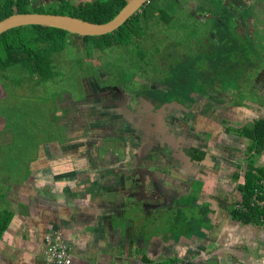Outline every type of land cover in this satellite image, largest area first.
Instances as JSON below:
<instances>
[{
	"label": "crops",
	"instance_id": "0c3cea01",
	"mask_svg": "<svg viewBox=\"0 0 264 264\" xmlns=\"http://www.w3.org/2000/svg\"><path fill=\"white\" fill-rule=\"evenodd\" d=\"M255 88L261 100H238L234 108L236 121L254 113L251 123L264 120V87L256 84ZM123 116L115 114L117 124L112 125L107 117L80 118L73 111L63 112L52 118V125L37 133V144L14 150V158L1 150L0 223H5L6 228L0 235V264H51L45 260L44 252L48 238L56 232H61L69 245L72 264H163L175 258L190 264L201 257L208 258L209 252L216 253L223 264H256V259L264 260V226L234 219L238 209L231 202L241 201L242 192L227 179L237 167L251 160L250 150L234 149L243 154L239 160L209 152L212 133L224 127L225 122L221 118L212 120L215 128L210 133L203 132L209 126L204 121L185 135L178 130L172 132L173 141H183L190 147H197L198 141L206 143V160L201 168L187 158L181 167L209 174L206 178L212 181L205 187L201 185L200 202L210 207L208 213L216 219L215 224L208 221L206 233L217 234L210 246L200 239L169 245L156 237L155 219L161 211L166 212V225L175 217L165 206L156 207L158 195H177L175 201L181 203L192 185L187 178L179 180L174 166H168L169 172H161L152 161L138 163L136 157L141 152L149 153L145 144L142 148H127L124 156L116 135L113 140L101 136L110 132L108 128L120 129L126 120ZM247 153L249 160L245 162ZM252 159L255 168L264 170V149ZM142 229H146V243H139L137 238ZM231 232H237L238 238H228ZM208 260L204 259L203 264H212Z\"/></svg>",
	"mask_w": 264,
	"mask_h": 264
},
{
	"label": "flooded vegetation",
	"instance_id": "af4514ba",
	"mask_svg": "<svg viewBox=\"0 0 264 264\" xmlns=\"http://www.w3.org/2000/svg\"><path fill=\"white\" fill-rule=\"evenodd\" d=\"M98 1L107 3L112 0H0V22L11 16L23 14L20 13L21 11H25V14L58 16L48 10L72 8ZM155 1L157 0H151L138 15H143L145 9ZM197 1L199 2L195 5L190 0H176L177 5H175L177 13L184 11L192 17H186L190 20L191 28L196 31H198L196 27L200 29V33L196 36L198 45L195 49V57L187 58L189 63L181 66L170 60V57L175 58L179 54L178 50L158 48L156 52L146 51L143 45L156 33L150 28L148 38L141 37L142 39L138 41L141 52L148 57L143 58L140 63H135L131 59V63L124 66L125 69L120 68L122 74L119 76L114 75L113 72L109 74L101 64L83 65L82 61L80 63L76 61V66L83 74L81 90H66L65 99L53 104L54 114L73 111L80 118L102 116L107 117L112 125L117 124L114 121L115 114L124 115L126 120L124 124H120V129L108 128L110 132L101 134V136H109L110 140H113V136L116 135L120 139L119 146L124 156L127 148L134 149L136 145L142 148L145 144L148 148L149 153L146 152L148 156L141 152L136 157V161L139 160L138 163L152 161L155 163L153 167L161 172L167 171L168 166H174L180 181L183 178L190 181L187 182L192 187L190 191L188 189L185 192V200L194 202L193 195L195 194L198 200L195 209L188 204L182 207L180 202L175 201L177 195L170 196L171 198L163 193L158 195L156 207L165 206L172 212V217H175L173 222L168 220V225H166V212L163 211L165 213L163 214L161 211L155 219L156 237L160 238V242L169 245L171 243L182 245L186 243V239L193 235L202 236L196 231V226L191 225L192 222L199 224V231L203 227V237H205L200 240L205 241L207 246L214 244L213 240L217 234V231L214 235L206 233L209 230L207 228L208 221L215 224L216 219L208 213L210 207L202 206L200 202L201 188H203L201 185L205 187L212 181L206 178L209 174L206 171L192 173L193 169L189 172L181 167V162L187 158L196 168H201V163L206 160V143L198 141L197 147H190L183 141H173L171 139L172 132L178 130L185 135L197 130V123L204 121L209 126L203 132L210 133L215 128L211 123L212 120L221 118V121H224L226 125L216 128L212 133V147L210 146L209 152L216 154L214 156L217 157L220 155L229 160H239L243 154L234 151V149L241 148L243 151H248L254 144V141L249 137L240 136V129L245 125H249L245 128L252 129V124H255L257 120L251 123L250 119L253 118L254 113L250 118L246 117L243 121H236L234 108L241 98L252 101L261 100L254 93L256 92L255 87L256 84L264 87V61L262 60V54H264V0ZM186 3L188 10L183 9V5ZM208 4L215 6L213 11L216 12H212ZM199 8L205 11L202 16L198 14ZM221 9L223 14L214 15ZM171 17L172 15L169 13L165 19L169 20ZM143 19L146 18L141 17V22ZM176 19L179 20L178 16ZM154 21L157 19H153ZM141 22L139 30L141 27L144 28ZM245 46L247 47L245 48ZM124 51L130 52L129 49H124ZM206 51L204 56H199ZM257 51H259V56L255 55ZM150 53L153 58L149 57ZM62 55L54 56L56 62L52 64V68L57 72L62 71L61 66L63 67V65H67L68 68L73 65V63L67 62L59 63L58 60H61L60 56L62 57ZM160 56H163L164 59ZM186 57L184 56L180 60H186ZM70 71L64 77L74 78V69ZM128 72L134 73V77L125 80L123 74ZM74 91L82 98L77 99L68 95L69 93L74 94ZM160 94L166 95L168 101L162 99ZM262 94L264 100V91ZM74 101L77 103V108L74 106ZM168 102L170 103L166 105ZM80 124L82 123L80 122ZM101 136L98 135L97 138ZM125 136H128V141ZM250 152L253 158L254 152ZM246 157L245 162L249 160L248 153ZM252 158L248 163H245L244 167H237L236 172L232 171L230 176L226 177L232 180L231 184L237 185L239 193L242 192L240 188L245 186V172L254 162ZM197 186H200L198 191L195 190ZM241 195L243 197V194ZM241 202L232 201L231 206L234 205L233 207L238 209ZM190 208H192L191 221H184L182 209ZM165 226L168 227L166 230ZM214 227L217 228L215 225ZM178 235L179 237L184 236L181 241L178 240ZM137 238L139 243H146V229H142ZM195 239L199 238L190 241L196 242ZM204 259H210L212 264H223L214 252H209L208 258L201 257L196 261H190V264H203Z\"/></svg>",
	"mask_w": 264,
	"mask_h": 264
},
{
	"label": "rangeland",
	"instance_id": "374dc122",
	"mask_svg": "<svg viewBox=\"0 0 264 264\" xmlns=\"http://www.w3.org/2000/svg\"><path fill=\"white\" fill-rule=\"evenodd\" d=\"M191 3H197V0H190ZM210 10L212 12L215 10V6H210ZM168 7V6H167ZM185 7V8H184ZM176 6L171 5L169 3L168 11L172 15H177V11L175 10ZM183 9H189L187 3L183 5ZM220 9V8H219ZM48 12H52V14L61 15L66 13L67 10L64 8H56L48 10ZM204 10L199 8V15L202 16L204 14ZM223 14L222 9L219 10L214 15ZM143 26L147 25L146 21L143 19ZM183 25H188V23H183ZM183 25L178 24L177 22H169V21H154L150 27L153 31H156L154 35H152L151 39L147 40L143 47L146 51L156 52L158 48L160 49H173L178 50L179 54L175 56V58L170 57L175 64H180L183 66L185 63H189L187 58L193 59L195 57V49L198 45V41L196 40V36L200 33V29L198 27L196 31L191 27L185 28ZM262 26V25H261ZM148 38V37H147ZM137 42L139 39H142L138 36ZM82 39L76 37L75 35H68V45L67 49L63 53L61 60L58 62L65 64L73 63L69 68L67 65L61 66L62 71L57 72L56 81H51L49 83H43L38 85L35 80L29 74H24L21 76L22 81L17 83L19 79H16L18 73H11V75H7L4 73H0V152L4 149L2 154L10 155L14 158L15 151L18 150L23 145H35L39 139L37 133L43 131L44 128L48 125H52L51 121L53 117H58V113L54 115V107L53 104L58 101H63L65 96L67 95V91H73L76 89L81 90V79L83 78V74L80 72L78 66H76V61L79 63L82 61L83 65L87 64H101L105 71L109 74L113 72L114 75L119 76L122 73L120 72V67L125 69L124 66L126 64L131 63V59L135 61V63H140L143 57L138 56L137 48L134 50L135 55L132 52L119 50V49H108L105 54H101L96 52V54L92 58H88V54L86 50L83 48ZM263 46V44H262ZM247 46H245L246 48ZM127 50V49H126ZM208 51V50H207ZM199 54L204 56L206 53ZM256 56H259V51L255 53ZM148 57V55H146ZM184 56L186 60L183 59ZM150 58H153L152 53L149 55ZM164 59L163 56H160ZM262 60L264 61V54H262ZM56 61L54 60V63ZM223 63L221 62V65ZM99 66V65H97ZM74 69V78L64 77L66 74L71 72L70 70ZM6 78H5V77ZM134 77V73L128 72L123 74V78L125 80H130ZM33 81H32V80ZM17 83V85H16ZM185 88V87H184ZM69 93V96H74V98L81 99L82 96H78L77 92ZM162 99L168 101L166 95L160 94ZM170 102L166 103L168 105ZM245 127V126H244ZM242 127L241 129H243ZM240 129V131H241ZM240 134V133H239ZM8 149V150H7ZM16 162V159L13 161ZM169 172V169H168ZM167 172V173H168ZM200 189V186L195 188L196 191ZM3 193H0V198ZM195 199L194 202H187L184 200L181 202V206L185 207L192 206V208H197L198 200L196 195H193ZM182 209V219L184 221H191V209ZM170 218V216H169ZM196 226V231L200 233L202 236L204 235L203 227L200 228L199 224L196 222H192L191 225ZM202 236L193 235L189 237V240H193L194 238L204 239ZM177 236L178 240L181 241L183 238ZM228 238H238L237 232H231L228 235ZM182 260L180 258H175L173 261H165L163 264H181ZM248 264H255V261ZM256 264H264L263 258L256 259Z\"/></svg>",
	"mask_w": 264,
	"mask_h": 264
},
{
	"label": "trees",
	"instance_id": "16d2710c",
	"mask_svg": "<svg viewBox=\"0 0 264 264\" xmlns=\"http://www.w3.org/2000/svg\"><path fill=\"white\" fill-rule=\"evenodd\" d=\"M129 3V0H112L107 3L98 1L92 4L64 8L67 12L60 16L73 17L88 23L104 25L115 20ZM169 3L173 6L177 5L176 0L155 1L145 9L143 15L133 18L122 29L111 35L100 38L76 37L83 40L82 45L89 58H92L96 52L105 54L104 52L112 48L129 49L134 55L136 52L134 49L137 48L138 56L146 58L147 56L141 52L136 38L138 36L148 37L153 19L162 22H177L181 25L188 23V25L183 26L185 28L190 27V20L186 17L191 16L184 11L174 15L169 20L165 19L170 13L168 11ZM20 13L25 14L26 12L21 11ZM176 16L179 20L176 19ZM141 17L146 18L144 20L147 25L139 30ZM141 24L143 25L142 22ZM68 35L69 33L61 30L36 26L19 28L4 34L0 37V73L11 75V73L17 72L16 79H19L17 83L22 81L21 76L26 73L38 85L56 81L57 73L52 68L54 56L62 55L65 52L68 45ZM252 126V129L245 127L241 129L240 135H245L254 141L250 151L258 154L259 151L264 149V120H257ZM262 181H264V170L255 168L253 162L245 172L242 202L234 216L235 220L243 224L264 226V206L258 205V202L264 200ZM5 228L6 224L0 223V235Z\"/></svg>",
	"mask_w": 264,
	"mask_h": 264
},
{
	"label": "water",
	"instance_id": "95a60500",
	"mask_svg": "<svg viewBox=\"0 0 264 264\" xmlns=\"http://www.w3.org/2000/svg\"><path fill=\"white\" fill-rule=\"evenodd\" d=\"M151 0H133L111 22L104 25L88 23L73 17L40 14H18L0 22V36L24 27H47L67 32L79 37L100 38L122 29L138 15Z\"/></svg>",
	"mask_w": 264,
	"mask_h": 264
},
{
	"label": "built area",
	"instance_id": "2783aa9c",
	"mask_svg": "<svg viewBox=\"0 0 264 264\" xmlns=\"http://www.w3.org/2000/svg\"><path fill=\"white\" fill-rule=\"evenodd\" d=\"M261 184L264 186V181ZM258 205L263 207L264 200L258 202ZM44 256L45 260L51 264H72L71 249L61 232H56L48 238Z\"/></svg>",
	"mask_w": 264,
	"mask_h": 264
}]
</instances>
